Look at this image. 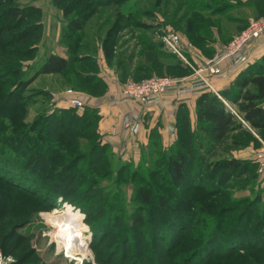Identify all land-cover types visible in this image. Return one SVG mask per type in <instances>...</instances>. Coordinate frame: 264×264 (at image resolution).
Segmentation results:
<instances>
[{"label":"trees","instance_id":"16d2710c","mask_svg":"<svg viewBox=\"0 0 264 264\" xmlns=\"http://www.w3.org/2000/svg\"><path fill=\"white\" fill-rule=\"evenodd\" d=\"M53 1L63 18L67 19L63 36L74 34L75 37L83 28V18L87 20L89 14L97 13L98 8L109 11L103 20L105 23L98 27L97 32L104 25V29L108 27L102 38L95 37L92 41L94 54L79 55L76 52L82 47L79 44L82 40L80 35L74 38V47H69L70 59L50 54L32 77L19 78L17 59L30 58L36 51L33 45L41 34L38 25L40 10L29 6L20 8L15 0H0V129L5 119L3 116L9 112L22 113L27 107L36 105L37 101H31L35 94L50 97V93L44 89L27 90L32 79L39 74H63L68 82L75 83L81 91L101 96L106 86L97 75L98 50L102 51L107 66L118 71L122 84L129 80L138 82L154 76H167L163 72L164 67L171 72L168 73L172 78L190 73L174 55L161 50V43L149 35L153 29L143 17L152 18L162 0H154L153 4L150 0ZM176 1V8L185 9L180 17L174 19V25H181V33L194 47L210 54L211 44L215 41L213 26L217 25L215 28L218 29L220 25L219 21L214 22L211 17L217 11H221L220 14L226 12L229 1ZM251 3L259 8L258 17L263 16L264 0ZM32 18V23L24 25L26 20ZM125 29L132 31L131 37L121 41ZM136 29L140 30L135 35L140 49L136 54H127L124 46L135 38L132 34ZM223 35H218L221 40L229 37L224 36L223 39ZM135 56L138 60L134 63ZM253 66L218 92L220 97L231 103L245 124L211 90H201L195 103V123H191L185 107L179 109L173 143L163 147L156 130H152L148 146L141 152H148L149 162L144 160L145 155H141V163L146 165L142 167L139 163L138 168L128 172L125 162L117 161L116 168L113 166L109 145L99 142L97 127L100 117L95 108L85 106L81 114L74 108L49 109L40 112L32 122H12L10 136L3 135L4 132L0 130V203L8 199V195L27 194L34 196L41 208L46 205L51 209V205L57 204L58 200L73 207L82 206L86 220L95 219L91 227L95 246H103L109 238L114 239L123 233L120 241L118 239L107 245L109 247L105 255L100 257L103 263L110 262L118 251L120 260L124 255H129L124 245L128 241L125 239L128 233H143L132 240L131 256L136 260L134 264H151L149 260L155 256L151 254L152 238L164 240V250L168 253L172 250L170 247L181 245V237L185 239L193 233H199L194 237L196 241L201 239L200 246L191 249L187 255L180 254L177 260L179 264H211L219 261V258L227 259L235 255L247 257L243 255L246 252L264 253V176L258 175V164L231 155L229 159H207L229 134L238 130L247 132L249 128L256 131L264 142V55ZM26 90L28 95H23ZM46 98L39 102L42 106ZM19 128L23 129V132L20 131L22 133L18 131ZM55 132L71 141L86 142L85 146H81L84 149L81 152L83 159L79 160L81 162L75 153L79 148L78 142L62 144L61 140L54 138ZM249 134L247 139L240 134L233 136L231 146L237 147L229 149V152L241 147L256 148L259 143ZM22 143L23 148L18 150ZM29 143L32 146L26 149ZM71 154L75 156L71 157ZM29 164L36 175L26 167ZM113 173V184L121 186L127 179L129 183H134L133 201L138 204L131 208L132 213L129 215L123 214L125 205L118 198V191H109L99 185L101 177H110ZM123 173L127 175L122 176ZM231 180H243L250 187L248 192L254 195L232 199L230 192L235 191L233 188L236 183L232 187L229 185ZM83 182H86L84 187L80 186ZM256 183L258 188L254 190ZM245 189L246 186L238 187L239 191ZM112 196L116 203L110 201ZM25 225L27 221L24 219L12 223L5 238L8 240ZM119 227L122 231L118 230ZM145 233L150 235V239H146ZM177 233L182 234L179 237ZM18 238L23 240L24 237ZM149 243L151 248L146 249ZM217 246L218 250L215 249ZM30 254L25 253L22 260L30 257Z\"/></svg>","mask_w":264,"mask_h":264},{"label":"rangeland","instance_id":"374dc122","mask_svg":"<svg viewBox=\"0 0 264 264\" xmlns=\"http://www.w3.org/2000/svg\"><path fill=\"white\" fill-rule=\"evenodd\" d=\"M154 0H150L151 4H153ZM229 1V6L226 10V12H223L220 14L217 11V13L211 17L212 21H219V26L218 29L215 27L217 25L213 26V37L215 38V41L212 42L211 44V53L207 54L205 52H202L198 48L194 47L186 38L181 33V25L180 26H175L174 25V19L178 18L182 15L184 11V7L179 10V8H176L178 2L176 0H162L161 4L159 7H157V10L153 14L152 18L146 17L144 15L143 19L147 20V23L152 26V33L151 35L152 39L156 42L161 43L162 48L161 50L165 51L166 53L172 54V52L164 45L162 42V39L168 35L172 34L176 36L181 44V48L183 50V58L186 60L187 63H184L182 59L174 55L182 64L183 67L186 68V70L190 71L193 73L192 67L196 66L197 64L194 63L193 57L191 56V53L193 51H197L201 56L204 57V59L201 62H204L208 59H211L213 56L217 55L219 53V46L224 45L227 42H229L234 36L239 34L241 31H243L247 25V22L249 19H255L258 18V10L256 4L251 3V1L255 2L256 0H240V2L236 0H226ZM15 3L21 8V7H35L37 10H40L38 13V16H40L38 20V25L41 28V34L39 33V40L36 42V44L33 45V47H36V51L33 53L32 57L27 58V59H17V64L19 66V78H28L32 77L34 73L38 71V69L41 67L42 63L44 60L47 58L48 55L50 54H56L59 56H62L64 58H71V53L69 47L73 48L75 45L74 38L79 37L82 35V40H80L79 44L82 45L81 48L77 49L76 52L79 55H84L87 53L92 54L93 53V40L95 37L102 38L105 34V31L107 29L105 28V25L103 28L99 29L100 32L98 31V27L103 25V20L108 16L107 11L108 9H100L98 8L97 13L94 14H89V18L87 20H84L82 22V29L80 32L77 34L71 35L72 40L70 39L71 36H63V27L66 25L67 19L63 18L61 11L54 6V1L53 0H15ZM111 9V8H110ZM156 9V8H155ZM103 10V11H102ZM102 12V13H101ZM106 12V13H103ZM75 14H78L77 12ZM74 16V15H72ZM84 16V14H83ZM27 22L32 23L33 18L26 20L24 25H27ZM173 22V25L171 24ZM108 22H106L107 24ZM109 23L108 25H110ZM183 28V26H182ZM135 29V28H134ZM239 30V31H237ZM139 29H136V31L133 30V36L139 32ZM220 35L228 36L226 37L225 40L220 39ZM224 31L226 33H224ZM132 31H129L128 29H125L122 32V40L121 41H126L129 40L128 38L131 37L130 33ZM135 32V33H134ZM223 33V34H222ZM84 36V37H83ZM63 37V38H62ZM230 38V39H229ZM134 39H131L127 45H125L126 53L129 54L130 52H134L135 54L138 53L140 47L137 44V41ZM64 40V41H63ZM31 41V40H30ZM29 41V42H30ZM220 43L218 45L216 51H214V44L215 43ZM75 51V50H73ZM94 54V53H93ZM102 54L101 50L97 51V63L98 67L100 69L101 66V60L99 55ZM103 57V56H102ZM138 57H133V62H137ZM200 62V63H201ZM105 68V67H104ZM101 70H99L98 73H100ZM163 72L169 76V70L166 69L165 67L163 68ZM169 72V73H168ZM163 73V74H165ZM70 74V73H69ZM68 74V75H69ZM98 75V74H97ZM181 78V77H177ZM33 80V81H32ZM31 83L27 87V90H33V91H39L40 89H44L50 93V97L46 98L45 96L41 94H35V96L31 97V101H37L36 105H33L31 107H27L22 113L21 111H16L14 114L10 113L7 114L6 116H3L4 121L2 123V129H0L3 133V135L8 134L10 136V129H11V124L12 122L14 124H18V121L23 120L25 123L32 122V120L37 116L40 112H46L49 111V109L54 110L55 108H74V107H69L67 106L66 102L67 99L70 98H76L79 99L80 101L85 103V106L87 107H92L94 106V102H96L95 97H100L98 95H91L86 92L81 91L79 86H76V84H71L68 82L65 78V75L61 74H39L32 79ZM76 86V87H75ZM213 86V85H212ZM214 88V87H213ZM27 90L23 93V95H28ZM47 99L46 103L42 106L41 103H39L41 100ZM222 98V97H221ZM222 100H225L222 98ZM221 100V101H222ZM115 103V102H113ZM226 104L224 106L230 111V108H234L230 102L226 101ZM91 104V105H90ZM84 106V107H85ZM43 107V108H42ZM82 109H77L74 108V110L78 113H82ZM235 110V109H234ZM235 115V114H234ZM241 119V118H240ZM239 119V121H241ZM248 128V127H247ZM36 129V128H35ZM23 129H18V131H22ZM116 129H112V133L116 134ZM248 131H240L238 132H233L229 134L223 142H221L220 146L214 149V151L210 154H212L209 158H207L210 161H214L217 159L221 158H226L229 159L230 155L231 157H236L238 159H247V158H241L240 151H243L244 149L241 147L237 149L236 151L233 150V152H229V149H234L237 147L236 146H231L232 138L236 134H240L244 136L247 139L248 133L249 135L252 136L253 139L257 140L259 145L254 148L256 149L255 152L253 153V156L251 158V161L254 162L253 157L257 155L258 153L262 152V148H264V142L261 141L260 135L253 130H250L249 128L247 129ZM37 131V130H36ZM23 132V131H22ZM20 132V133H22ZM35 132V131H34ZM18 133V132H17ZM54 138L57 140H61L62 144L65 143H77L78 144V149L75 151L77 153V160H82L83 155H82V150L81 146H85L86 142H81L80 140L76 141H71L68 137L65 135H61L58 132H55ZM98 139L99 142L102 143V137L98 134ZM55 139V140H56ZM105 141V139H104ZM2 144V142H0ZM10 142L8 143V145ZM83 144V145H82ZM107 144V143H105ZM205 144V143H204ZM31 144L29 143V146L26 147V149L31 148ZM23 148V143L17 148L22 149ZM227 149V150H226ZM15 150V152L19 154V151ZM109 153H112L113 155V166L117 165V161L119 162H125L128 164V169L127 172L130 170H134L138 168L139 163L143 167L146 164L141 163L143 161L141 155H145V161L149 162V155L148 152L145 151L143 154L140 156L138 155L137 158L134 157L133 151H121V149H118L119 151H114L109 149ZM227 151V152H224ZM261 150V151H260ZM112 151V152H111ZM239 151V152H238ZM259 151V152H258ZM236 152V153H235ZM209 154V155H210ZM208 155V156H209ZM74 157V154H71V157ZM240 157V158H239ZM253 159V160H252ZM81 162V161H79ZM31 163V162H30ZM258 164V163H256ZM29 168L30 172L34 175L35 172L33 170V167L31 164L26 166ZM25 168V169H27ZM259 166H257V173H258ZM142 171V170H141ZM130 173V172H129ZM127 173H123L122 176H126ZM260 175V173H258ZM116 176V174H115ZM114 177V173L110 177H101L102 180L99 183L100 186H105L106 189L109 191H118V198L122 201V204L124 206V215H129L131 208H135L137 206V202L133 201V196H134V183H129V180L127 179L125 181V184H113L112 179ZM244 178V175L241 176ZM260 177H262L260 175ZM111 179V180H110ZM110 180V181H109ZM86 182H83L80 186H85ZM229 185H232L233 183L236 185L233 189L235 191H231L232 199H242L244 197H252L254 194L249 193L248 191L250 190V187L247 186L243 180L235 181L231 180L229 182ZM119 186V188H118ZM246 186L245 190L239 191L238 187H243ZM110 187V188H109ZM258 184L256 183L254 190H257ZM190 196V195H189ZM113 196L110 197L111 202H115L113 200ZM213 199V198H212ZM214 200V199H213ZM37 199L34 198L32 195H27V194H14L13 195H8V199H5L4 202L0 203V253L2 254L3 257L11 259L10 264H134L135 258L131 256V249H132V240L134 237L139 236L140 234L142 235L143 233H128V236H125V239L128 241L126 242L127 248H128V253L129 255H124L123 258L120 260V251H118L111 260L110 262L103 263V261L100 260V257H103L106 253L107 245H111L113 242L116 240L121 239V234L119 233L116 238L111 239L109 238L108 240L103 243L104 245H98L95 246V240H93V236L91 233V227L94 223L95 219H90L86 220V213L84 211V208L82 206L73 207L72 205L68 203H63L60 200H58L57 204L51 205L50 207H43L41 208L40 205L36 202ZM221 200H219V203ZM52 204V203H51ZM70 205L75 211H77L80 214V220L78 224L81 226H85L84 230H80L82 235H84L87 239H84L83 241L88 245L86 253H76L71 251L69 248H63V245L56 239V230L53 227V225L50 223L47 214L52 218H58L60 213H56V211L60 212V210L63 209L65 205ZM53 215V216H52ZM24 219L27 221V225L22 227L21 229H17L15 233H13V236L8 237V240L5 238L6 235L8 234V231L10 227L12 226V223L16 221H20ZM96 222V221H95ZM82 229V228H81ZM121 227H119L118 230H120ZM122 231V229L120 230ZM179 237L181 236L182 233H177ZM199 233H193L191 236L186 237L185 239H182L181 237V245L177 247H170L172 249L171 251L164 250V240H160L159 238H152L151 242L153 243L152 245V250L151 254L155 255L154 259H150L149 261L151 264H179L177 262L178 257L180 254H188L191 249H198L200 246V241L201 239L196 241V238L194 236H198ZM24 237L23 240L19 239L18 237ZM144 236L146 239H150V235L148 233H145ZM201 237V236H199ZM91 245V246H89ZM151 248V243L146 246V249ZM163 248V249H162ZM145 249V250H146ZM218 250L217 248H215ZM67 251V252H65ZM31 253L28 258H24L22 260V256L25 253ZM153 252V253H152ZM167 253V254H166ZM185 255V257H186ZM247 257H237L232 256V258H219V261H214V263L211 264H264V253H256V252H246L243 254ZM223 259V260H222ZM211 261V260H210ZM212 261V262H213Z\"/></svg>","mask_w":264,"mask_h":264},{"label":"crops","instance_id":"0c3cea01","mask_svg":"<svg viewBox=\"0 0 264 264\" xmlns=\"http://www.w3.org/2000/svg\"><path fill=\"white\" fill-rule=\"evenodd\" d=\"M218 45H220L218 42L214 44V51ZM263 55L264 35L232 59L222 62L220 74L211 79L215 91L218 93L227 88L242 72L254 67L253 65ZM102 56V54L99 55V60H101L99 70L101 72L98 73V77L104 81L106 88L100 97H95L96 102L92 108L96 109L100 117L97 131L102 137V143H107L111 150L119 151L118 149H121V151L128 153L132 150L134 157L137 158L138 155H141L142 150L148 146L152 130H156L163 147L171 145L176 138V115L182 107L188 110L191 123H195V103L201 94L200 91L184 94L169 91L158 101L150 104L122 101L119 95L122 82L119 81L118 71L107 66ZM191 56L195 64H200L204 59L197 51H193ZM195 77L190 72L181 78H184L185 82H197L198 79L196 80ZM223 101L226 102V100ZM132 116L136 117L137 120L133 124V129L128 132L123 128V124L127 117ZM116 128V134H113L111 131ZM255 150L252 146H248L243 151L238 152L241 158L251 160Z\"/></svg>","mask_w":264,"mask_h":264},{"label":"built area","instance_id":"2783aa9c","mask_svg":"<svg viewBox=\"0 0 264 264\" xmlns=\"http://www.w3.org/2000/svg\"><path fill=\"white\" fill-rule=\"evenodd\" d=\"M262 35H264V15L255 19H249L243 31L234 36L226 44L220 46L217 55L192 67V74L196 76V80L198 79L197 82H185L184 78H172L169 76H154L138 82L129 80L126 83L121 84L119 92L120 98L125 102L135 101L141 104H150L158 101L159 98L169 91L184 94L209 89L222 100L213 88L211 79L220 74L223 61L232 59L247 46L262 37ZM162 42L172 54L182 59L184 63H187L183 58V50L176 36L168 34L162 39ZM222 102L226 104L225 101L222 100ZM66 104L69 107L77 109H81L85 106L84 102L76 98L67 99ZM230 110L238 119H240L234 109L230 108ZM136 120L137 118L134 116L127 117L123 124V128L130 132L133 129V124ZM241 122L245 124L242 120ZM261 150L262 152L255 155L253 159L255 163H258V173H260L261 176H264V148ZM11 262V259L3 257L0 253V264H10Z\"/></svg>","mask_w":264,"mask_h":264},{"label":"bare ground","instance_id":"6f19581e","mask_svg":"<svg viewBox=\"0 0 264 264\" xmlns=\"http://www.w3.org/2000/svg\"><path fill=\"white\" fill-rule=\"evenodd\" d=\"M56 213H60L58 218H51L48 214L47 217L56 230V239L63 245L62 249L69 248L76 253H86L88 245L83 240L87 238L80 232L85 226L78 224L80 214L68 204Z\"/></svg>","mask_w":264,"mask_h":264}]
</instances>
